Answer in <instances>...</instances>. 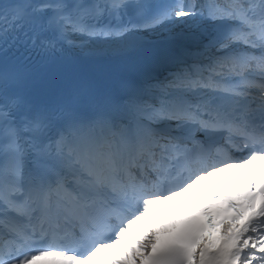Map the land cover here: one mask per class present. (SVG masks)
<instances>
[{"label": "snow or ice", "instance_id": "obj_1", "mask_svg": "<svg viewBox=\"0 0 264 264\" xmlns=\"http://www.w3.org/2000/svg\"><path fill=\"white\" fill-rule=\"evenodd\" d=\"M8 7L0 0V264H264V0ZM195 17L214 26L205 49L216 54L122 95L86 84L53 100L28 63L72 37ZM17 44L28 54L9 62Z\"/></svg>", "mask_w": 264, "mask_h": 264}, {"label": "bare ground", "instance_id": "obj_2", "mask_svg": "<svg viewBox=\"0 0 264 264\" xmlns=\"http://www.w3.org/2000/svg\"><path fill=\"white\" fill-rule=\"evenodd\" d=\"M212 51L215 52L214 49H212ZM203 57H204V58H207V55H206V54H203Z\"/></svg>", "mask_w": 264, "mask_h": 264}]
</instances>
